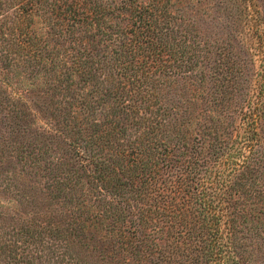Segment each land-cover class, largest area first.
I'll return each mask as SVG.
<instances>
[{
    "label": "trees",
    "instance_id": "1",
    "mask_svg": "<svg viewBox=\"0 0 264 264\" xmlns=\"http://www.w3.org/2000/svg\"><path fill=\"white\" fill-rule=\"evenodd\" d=\"M191 2L0 0V264H264V36Z\"/></svg>",
    "mask_w": 264,
    "mask_h": 264
},
{
    "label": "rangeland",
    "instance_id": "2",
    "mask_svg": "<svg viewBox=\"0 0 264 264\" xmlns=\"http://www.w3.org/2000/svg\"><path fill=\"white\" fill-rule=\"evenodd\" d=\"M189 1V0H186ZM191 9L186 11V15L195 25L196 30L207 42L213 53L212 58H217L219 53L233 54L241 59H251L255 68H261V58L256 55V50L251 43H256L254 39H249L252 33L264 36V0H249L250 2L242 7H231L238 3V0H191ZM255 5V6H253ZM246 7V8H245ZM232 8V10H231ZM231 11V13H229ZM254 11H258L259 17ZM230 44V45H229ZM229 50H226L225 48ZM0 78V84L4 83ZM23 81V82H19ZM19 82V83H18ZM9 84L13 85V90L21 95L27 104L38 101L35 97L25 94L26 81L22 78H11ZM37 96V93H32ZM33 100V102H32ZM26 103V102H25ZM39 103V102H38ZM21 213V212H20ZM13 212L9 211L4 217L9 221ZM5 225V224H1Z\"/></svg>",
    "mask_w": 264,
    "mask_h": 264
}]
</instances>
